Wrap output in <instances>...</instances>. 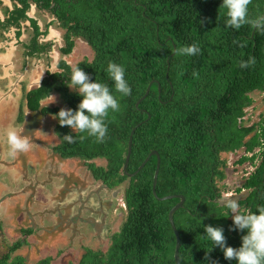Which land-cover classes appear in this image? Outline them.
<instances>
[{"label":"trees","instance_id":"trees-1","mask_svg":"<svg viewBox=\"0 0 264 264\" xmlns=\"http://www.w3.org/2000/svg\"><path fill=\"white\" fill-rule=\"evenodd\" d=\"M0 29L15 28L20 40L25 25L32 29L30 39L22 43L25 67L30 57L48 55L54 40H46L53 23L64 31L63 55L72 53L77 38L87 41L92 58L72 65L65 57L57 70H48L40 83L26 92V105L43 115H56L59 106L40 108L41 102L56 93L67 109L77 110L83 99L72 88L71 68L80 67L91 82L107 85L116 96L120 110L109 113L107 134L97 142L87 133H75L69 126L54 127L59 142L53 150L63 159L83 160L94 179L111 189L125 185L127 216L120 231L115 232L108 250L86 248L79 264H176V235L169 212L180 198L159 200L153 192L157 155L129 177L124 171L132 130V153L128 172H135L146 157L157 150L161 157L156 190L160 197L181 194L184 205L174 215L181 235L182 264H237L227 260L221 248L207 238L208 225L222 227L227 246H242L247 234L234 227L231 212L218 203L224 194L230 157L244 150L237 164L249 162L254 169L236 191L247 190L238 199L242 213L258 214L264 206V118L245 124L247 109L254 102L252 93L264 92V33L243 25L239 30L226 25L227 10L223 0H9ZM5 0H0L3 6ZM35 6L53 20L43 28L30 15ZM250 18L264 13V0H252ZM234 41L246 43L241 48ZM197 44L200 52L193 56L176 55L181 47ZM255 58V65L241 68L239 62ZM109 62L125 69L131 94L115 92L114 81L107 73ZM198 72V77L193 76ZM151 84L149 94L139 103ZM87 114V113H86ZM20 111L18 123H23ZM71 134L76 143L64 136ZM87 138L81 142L78 137ZM105 160L98 164L95 160ZM3 225L0 222V231ZM31 235L33 228H23ZM24 236L0 255V264H26L15 251L27 245ZM206 256L208 259H206ZM51 256L36 264H54ZM73 264V263H69Z\"/></svg>","mask_w":264,"mask_h":264},{"label":"rangeland","instance_id":"rangeland-1","mask_svg":"<svg viewBox=\"0 0 264 264\" xmlns=\"http://www.w3.org/2000/svg\"><path fill=\"white\" fill-rule=\"evenodd\" d=\"M5 3L0 5V18L4 15L5 6L10 4ZM29 13L38 19L43 28L54 19L51 14L35 6ZM63 34L57 23H53L46 38L47 41H55L52 51L48 55L28 58L24 70L25 47L21 43L16 46L15 31L10 30L7 37L0 34V41L5 40L0 43V52H9L13 63L0 67V74L6 78L0 75V85L6 83V86H0L1 100L5 105L2 106L3 118L0 119L3 124L0 125V222L3 225L0 231V255L9 250V245L25 236L28 244L12 256H23L26 264H36L46 256H51L54 264H79L86 248L108 250L113 233L120 231L127 216L125 185L110 189L93 178L83 160L63 159L54 153L52 146L59 142L54 131L57 122L55 116L32 112L28 120L30 124L41 121V124L36 125L34 134L40 143L32 142L30 151L19 153L15 158L8 155L9 147L3 134L10 127L23 133L21 129L24 123H18L17 116L19 107L26 116L25 92L34 78L43 77L47 69L56 71L57 63L63 57L72 65L83 58L93 57L92 49L82 38H77L71 54L63 55L59 50L64 45ZM31 36L32 29L25 25L22 43ZM251 95L254 102L247 109L246 125L264 118V92L255 91ZM42 103L67 108L56 93ZM6 117L9 121H6ZM26 136L31 139L30 134ZM243 153L244 150L240 149L231 154L227 188L224 189V194L231 193V198L237 201L245 197L247 190L239 192L236 189L242 185L249 171L254 169L249 162L236 163ZM95 162L106 163L101 159ZM23 228H33L34 232L24 235Z\"/></svg>","mask_w":264,"mask_h":264},{"label":"clouds","instance_id":"clouds-1","mask_svg":"<svg viewBox=\"0 0 264 264\" xmlns=\"http://www.w3.org/2000/svg\"><path fill=\"white\" fill-rule=\"evenodd\" d=\"M252 0H223L222 7L227 10L226 25L229 28L239 30L243 25H250L264 33V15H258L250 18L248 6ZM239 47L243 48L246 43L234 41ZM197 44L178 48L176 55L193 56L200 52ZM254 57L247 61L241 60L239 66L248 68L255 65ZM107 73L114 81L115 92L122 96L131 94V88L125 80V69L109 62ZM198 72H193V76L198 77ZM77 91L83 98L78 104L77 110L61 108L56 118L61 126H69L75 133H87L88 137H94L97 142H103L107 134L106 118L111 112L120 110L119 102L110 90L102 83L91 82L90 76L80 67L71 68V84L69 86ZM47 105L41 104L40 108ZM87 113V114H86ZM87 137L81 135L78 139L83 142ZM6 139L9 147L8 155L15 158L19 153H27L31 149L30 140L26 135H21L14 127L6 131ZM68 143H76L77 138L71 134L64 136ZM218 203L230 210L234 227L230 230H247V234L242 236V246L233 248L227 246L224 229L222 227H213L208 225L204 228L207 238L214 246L222 249L225 259L236 260L237 264H264V206L258 208V214L247 212L242 213L237 200L231 198V193L221 194ZM206 259L208 257L206 256ZM211 264H218V261H212Z\"/></svg>","mask_w":264,"mask_h":264},{"label":"water","instance_id":"water-1","mask_svg":"<svg viewBox=\"0 0 264 264\" xmlns=\"http://www.w3.org/2000/svg\"><path fill=\"white\" fill-rule=\"evenodd\" d=\"M264 15V13H263ZM151 84H149L148 88H147V91L146 93L143 95V97L137 102V104H139L150 92V88H151ZM37 112L41 115H43L41 113V110H37ZM140 124H138L133 130H132V133L130 135V140H129V146H128V152H127V155H126V160H125V164H124V171L125 173L129 176V177H132L134 175H136L143 167L144 165L149 161V159L151 158V156L153 155H157L158 157V161H157V168H156V171H155V175H154V184H153V192L155 194V196L159 199V200H165V199H170V198H180V201L175 204L172 209L170 210L169 212V220H170V223L172 225V228L175 232V235H176V247H175V253H174V257H175V261H176V264H182L181 261H180V247H181V235H180V232L175 224V219H174V215H175V212L181 208L183 205H184V202H185V197L181 194H172V195H166V196H163V197H160L158 196L157 194V190H156V185H157V180H158V175H159V170H160V166H161V157L159 155V152L157 150H153L147 157L146 159L144 160V162L139 166V168L133 172V173H130L128 172V165H129V161H130V157H131V153H132V145H133V134L136 130V128L139 126Z\"/></svg>","mask_w":264,"mask_h":264},{"label":"crops","instance_id":"crops-1","mask_svg":"<svg viewBox=\"0 0 264 264\" xmlns=\"http://www.w3.org/2000/svg\"><path fill=\"white\" fill-rule=\"evenodd\" d=\"M5 2H10L9 0H5ZM6 4V3H5ZM10 4H11V2H10ZM10 4H7V5H10ZM4 16V15H3ZM1 19V18H0ZM11 30H14V31H16V29L15 28H11ZM9 33V32H8ZM8 33H4L3 34V32L1 31V29H0V34L2 35V36H6ZM3 37V38H4ZM7 37V36H6ZM4 39H2V41H0V43H4ZM20 41H22L23 42V40H21V37H20V40H17L16 39V46H18L19 44V42ZM1 50H3V49H1ZM30 58H33V57H30ZM13 62H14V60H13ZM12 63V60L10 59V55H9V52H0V67L1 68H3V66H7V64H8V66L10 65ZM13 64V63H12ZM23 66V65H22ZM43 77H39V79H42ZM36 80V78H34V81ZM33 81V82H34ZM33 82H31V83H33ZM1 98H2V96H0V100H1ZM2 101V100H1ZM0 101V111L2 110V106H5V105H3V103ZM9 101V100H8ZM7 105V104H6ZM27 114H28V116H27ZM29 114H31L30 113V110H28L27 111V113H26V120H25V122H24V125L22 126V131L21 132H23V133H21V135H26L27 134V131H26V128H27V126H28V120H29ZM3 115H4V113H1L0 114V119L1 118H3ZM44 116V115H43ZM45 116H47V115H45ZM43 119V118H42ZM41 119V120H42ZM1 121V120H0ZM6 121H9V119H7V117H6ZM22 124V123H21ZM37 124H41V121L39 122V123H36L35 125H31V128H35L36 127V125ZM0 125H3L2 124V122H0ZM56 125V124H55ZM55 127V126H54ZM55 131V130H54ZM3 136H6V134H3ZM58 137V136H57ZM59 139V138H58ZM30 143H32V142H30ZM78 159V158H77Z\"/></svg>","mask_w":264,"mask_h":264},{"label":"flooded vegetation","instance_id":"flooded-vegetation-1","mask_svg":"<svg viewBox=\"0 0 264 264\" xmlns=\"http://www.w3.org/2000/svg\"><path fill=\"white\" fill-rule=\"evenodd\" d=\"M26 67H27V65H26L25 67H22L23 70H24ZM48 70H50V69H47V70H46V73H47ZM1 71H2V69H1ZM50 71H51V70H50ZM0 75H1V74H0ZM45 75H46V74H45ZM45 75H44V76H45ZM44 76H43V77H44ZM1 78H3L2 75H1ZM3 79H6V78H3ZM40 81H41V79H36L33 83L30 84L29 87L26 88V92L29 91L30 89H32L34 86L38 85V84L40 83ZM5 82H6V81H5ZM0 86H6V83H4V85H0ZM22 86H23V85H22ZM26 92H25V94H26ZM47 98H48V97H47ZM1 102H2V101H1ZM2 103H3V102H2ZM41 104H43V103L41 102ZM25 105H26V99H25ZM44 105H49V104H44ZM49 106H53V105H49ZM26 108L29 110V108L27 107V105H26ZM3 110H4V109L2 108V110L0 111V114L2 113ZM21 110H23V109H21V107H19V113H20ZM32 112H35V111H31V110H30V113H31V114H33ZM35 113H38V112L36 111ZM31 114H29V117H31V116H30ZM38 114H39V113H38ZM49 115H50V114H49ZM44 116H45V115H44ZM18 117H19V114H18V116H17V120H18ZM25 118H26V116H25V114H24V121H23V123H24L25 120H26ZM26 130H27V133L30 134V136H31L30 142H33V143H34V142H37V143H40L39 138L36 137V136L34 135V134H35V128H34V129L31 128V124H30V122H28V126H27ZM56 144H57V143H56ZM56 144H55V145H56ZM55 145L52 146V149H53V147H54ZM53 151H54V150H53ZM54 153H55V152H54ZM227 178H228V177H227ZM110 189H111V188H110ZM117 189H118V188H117ZM110 204H111V203H110ZM113 234H114V233H113ZM112 237H113V235H112ZM111 241H112V239H111Z\"/></svg>","mask_w":264,"mask_h":264},{"label":"built area","instance_id":"built-area-1","mask_svg":"<svg viewBox=\"0 0 264 264\" xmlns=\"http://www.w3.org/2000/svg\"><path fill=\"white\" fill-rule=\"evenodd\" d=\"M126 204V203H125Z\"/></svg>","mask_w":264,"mask_h":264}]
</instances>
